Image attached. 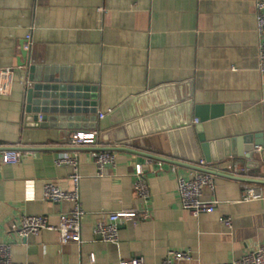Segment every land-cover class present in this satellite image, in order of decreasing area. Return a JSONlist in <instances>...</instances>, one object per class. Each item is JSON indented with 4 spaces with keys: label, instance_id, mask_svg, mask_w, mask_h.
Returning a JSON list of instances; mask_svg holds the SVG:
<instances>
[{
    "label": "crops",
    "instance_id": "0c3cea01",
    "mask_svg": "<svg viewBox=\"0 0 264 264\" xmlns=\"http://www.w3.org/2000/svg\"><path fill=\"white\" fill-rule=\"evenodd\" d=\"M260 1L0 0V71L14 70L7 94H0V245L12 246L13 264H121L135 257L144 258L145 264H163L170 252L190 256L180 261L171 257L174 264H225L264 245V199L244 200L249 188L264 191V146L251 159L219 161L227 152H239L234 139L264 141V80L259 71L264 37L256 21ZM28 36L31 49L23 57ZM35 88L28 114L27 91ZM144 96L140 106H130L122 115L146 111L137 115L134 127L144 134L186 122L194 128L197 119L191 121L184 107L188 101L193 107L235 105L241 110L204 124L207 141L222 142L208 158L193 149L183 132L187 128L151 138L152 149L104 143L109 138H101L99 116L106 118ZM44 117L47 127H41ZM77 123L81 126L72 130ZM95 131V146L67 143L71 135ZM131 131L126 130L128 135ZM10 150L22 152L21 162H1ZM94 151L115 155L114 166L103 176ZM61 155L79 162L85 213L81 245L61 244L57 230L27 239L12 230L26 216H44L57 228L61 216L73 211L72 202L44 199L48 184L74 191L72 168L55 163ZM199 156L208 162L215 183L202 197L220 203L214 213L194 218L182 209L178 178L192 179L200 170ZM229 161L246 170L240 179L226 172ZM158 163L163 170L155 172ZM138 165L148 185L147 202L134 189ZM144 209L147 219L120 222L116 243L95 235L105 216ZM224 218L233 219L232 231L221 222Z\"/></svg>",
    "mask_w": 264,
    "mask_h": 264
},
{
    "label": "built area",
    "instance_id": "2783aa9c",
    "mask_svg": "<svg viewBox=\"0 0 264 264\" xmlns=\"http://www.w3.org/2000/svg\"><path fill=\"white\" fill-rule=\"evenodd\" d=\"M257 32L259 36L264 37V1H260L257 4ZM26 43L23 46L25 52H29L31 49V36H28ZM259 71L264 80V40L259 45ZM14 77V70L11 68L0 71V94L6 95V89L12 84ZM31 84L27 83L26 89L30 88ZM111 113V112H110ZM105 115L99 116L100 120H103ZM41 120V119H40ZM198 123V120H195ZM99 132L92 133H77L69 136L67 143L70 146H95L98 143ZM261 147H256L255 152H261ZM23 154L20 151L10 150L3 153L1 156V162L5 165H15L21 162ZM92 158L96 163L99 171V175L103 176L107 167L114 166L115 155L111 152L94 151ZM56 165L58 167L69 166L72 168V174L70 176L74 191L66 193L59 187L48 184L44 188V199L52 203L72 202L74 204L73 211L70 214L62 215L60 219V225L57 228L52 227L48 219L44 216H26L23 218L19 227L12 226V230L17 231L19 236L23 239H27L29 236H37L44 230H57L61 237V244L65 245L70 242L81 245L82 236V220L85 215L80 205V182L82 176L79 170V162L77 157L69 155H61L56 159ZM197 167L200 169L194 172L192 179L186 180L178 178V194L181 202L182 209L188 212L192 217L199 218L202 214H212L215 212L219 205L218 200L206 201L203 199V191L205 188L215 189L214 177L207 171L210 169L208 162L200 160ZM226 172L233 177H242L246 172L245 169L239 167L233 162L229 161L225 163ZM163 170V163L157 164V170ZM176 172V168L172 169ZM144 170L142 165H138L136 168V182L134 189L136 194L145 202L149 198L148 185L144 179ZM264 191L260 188H249L244 195L245 201L263 200ZM148 218V210H127L118 213H111L101 219L94 229L96 236L101 237L104 242L116 243L118 241L119 224L123 221H135L145 220ZM221 222L229 230H233V219L224 218ZM170 258L165 260L163 264H174L171 257L176 260L189 259L190 256L181 252H170ZM0 264H13L12 261V246L9 244L0 245ZM121 264H145V260L142 257H135L129 260L122 261ZM225 264H264V245L257 246L253 250L247 252L241 259L233 260Z\"/></svg>",
    "mask_w": 264,
    "mask_h": 264
},
{
    "label": "water",
    "instance_id": "95a60500",
    "mask_svg": "<svg viewBox=\"0 0 264 264\" xmlns=\"http://www.w3.org/2000/svg\"><path fill=\"white\" fill-rule=\"evenodd\" d=\"M23 57H28V52L23 53ZM34 69L31 68V72H33ZM37 88L33 90H28L27 95H28V101L31 102L30 105L27 106V112L28 114L32 113V104H33V98L35 96V91ZM41 88L40 90H42ZM152 95V94H151ZM144 96L142 98H137L133 100H129L119 108H117L115 111L111 112L109 116L104 118L103 120H100L99 122V127L100 130L103 132L101 138L108 137L109 142H104L106 144H111V146L114 145H122V146H128V147H136L140 149H152L151 145L149 144L151 140H159L160 136L162 133L165 132H170L176 128H182V129H188L184 130V134H188V137H190V142L192 144L193 149L197 152L201 151L204 156L207 158L209 157V153H211V149L214 146H219L222 144V142H216L215 144L212 142H208L206 139V135L204 134V124L218 119L220 117H223L225 115H230L232 113H238L240 112L241 108L240 106H235V105H196L193 107V104L188 101V104H186L184 107L186 111L188 112V117L196 118L198 120V123L196 126L193 128L190 126L188 127V123L186 122L184 125H179L176 128H170L169 131H158L156 129V134L154 132H146L145 134L142 132H136L134 127L136 124H138V120H135L137 115L145 116L147 113L146 111L142 110L141 108L138 109V112H134V115L127 116L125 118H122V115L125 113L126 109H128L130 106H140L139 104L141 103V100L144 99ZM193 107V110H192ZM243 109L247 106H242ZM44 110H42L43 112ZM47 111V110H45ZM191 111V112H190ZM136 115V116H135ZM36 121H38V117L36 116L35 118ZM47 121V118H43V123L41 124V127H47L45 122ZM82 120L77 119L76 122H80ZM188 121V120H187ZM126 123H131L128 127L131 128V133L128 135L126 132L127 128ZM81 125L79 123L76 124V126H72V130L75 129V127L78 129ZM134 130V131H133ZM126 132V133H125ZM157 135L159 136L158 138H154V136ZM152 138V139H151ZM258 138V137H256ZM151 139V140H150ZM104 141V140H103ZM242 142L245 144V148L242 147ZM228 144V142H225ZM237 143L239 145V152H227L225 156H221L219 161H223L225 157H244L247 159H251L254 157V150L256 147H262L264 146V141L263 142H258L257 140L251 138V136L246 137V138H239V139H234L232 140V144ZM174 157H178L177 154L173 155ZM223 157V158H222ZM186 160V159H185ZM198 161L200 160V156L197 159ZM209 163H211L210 160H208ZM208 173L211 174V172L207 171ZM233 178L232 176H230ZM235 179H240V177H234Z\"/></svg>",
    "mask_w": 264,
    "mask_h": 264
}]
</instances>
